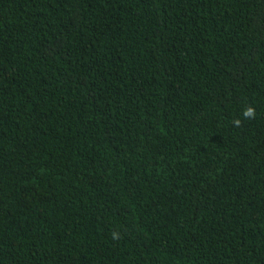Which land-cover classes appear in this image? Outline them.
Returning a JSON list of instances; mask_svg holds the SVG:
<instances>
[{
  "label": "trees",
  "instance_id": "obj_1",
  "mask_svg": "<svg viewBox=\"0 0 264 264\" xmlns=\"http://www.w3.org/2000/svg\"><path fill=\"white\" fill-rule=\"evenodd\" d=\"M0 264H264V0H0Z\"/></svg>",
  "mask_w": 264,
  "mask_h": 264
},
{
  "label": "clouds",
  "instance_id": "obj_2",
  "mask_svg": "<svg viewBox=\"0 0 264 264\" xmlns=\"http://www.w3.org/2000/svg\"><path fill=\"white\" fill-rule=\"evenodd\" d=\"M256 115H257L256 110L252 106H249V107L245 108L244 111H243V119L244 120L255 119ZM233 124H234L235 127H241L242 124H243V121L241 119L237 118V119H235L233 121ZM112 238L114 240H118L120 237H119V235L117 233H113Z\"/></svg>",
  "mask_w": 264,
  "mask_h": 264
}]
</instances>
